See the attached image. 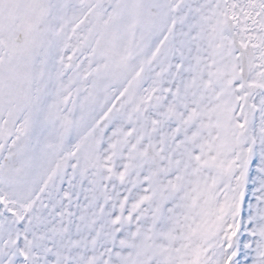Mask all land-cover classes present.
Listing matches in <instances>:
<instances>
[{
	"label": "snow or ice",
	"instance_id": "1",
	"mask_svg": "<svg viewBox=\"0 0 264 264\" xmlns=\"http://www.w3.org/2000/svg\"><path fill=\"white\" fill-rule=\"evenodd\" d=\"M0 264H264V0H0Z\"/></svg>",
	"mask_w": 264,
	"mask_h": 264
}]
</instances>
